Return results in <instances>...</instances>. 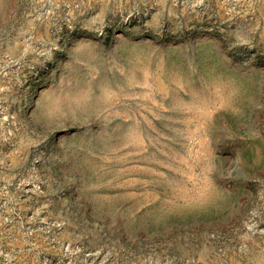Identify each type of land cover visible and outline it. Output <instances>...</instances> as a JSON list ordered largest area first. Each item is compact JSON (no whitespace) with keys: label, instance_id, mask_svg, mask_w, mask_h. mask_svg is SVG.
<instances>
[{"label":"rangeland","instance_id":"374dc122","mask_svg":"<svg viewBox=\"0 0 264 264\" xmlns=\"http://www.w3.org/2000/svg\"><path fill=\"white\" fill-rule=\"evenodd\" d=\"M262 78L264 0H0V264H264Z\"/></svg>","mask_w":264,"mask_h":264},{"label":"snow or ice","instance_id":"6c2138e0","mask_svg":"<svg viewBox=\"0 0 264 264\" xmlns=\"http://www.w3.org/2000/svg\"><path fill=\"white\" fill-rule=\"evenodd\" d=\"M125 16H127V13H124L123 15L117 14L109 16V19L113 21H119L122 20ZM87 19V16H83L79 21L76 22V27L78 29H81L82 32H77L75 35H73L72 33H68L65 37L68 42L63 48V56L65 59H68L73 63H75L80 54L85 51L96 52L98 54H108L107 50L103 48L102 42L97 39L98 28L95 24H88ZM165 25H168L169 29L171 30L172 21L168 18L156 15L149 19L147 26L141 25V29L153 33L154 37L159 39V33L164 30ZM215 52L219 56L224 57L225 62L229 63L231 66H237L234 64L235 58L237 56L247 55V53H245L241 48H237L234 51H227L223 41L215 46ZM228 57H232V60H229ZM44 58L47 59V57ZM250 66V62L248 65H239V67L242 68ZM61 67H65V65L62 64ZM262 91H264V88H262ZM68 123L71 124V121L69 120ZM55 127L60 128L62 126L56 125ZM73 131L78 132L81 136H86L89 130L86 128H74ZM65 135L67 138L64 141H61V144L64 147H68L69 138L72 136V133L68 132L65 133ZM54 139H59V137H54Z\"/></svg>","mask_w":264,"mask_h":264}]
</instances>
